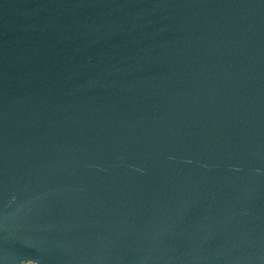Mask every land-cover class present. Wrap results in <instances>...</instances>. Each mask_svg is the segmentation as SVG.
Listing matches in <instances>:
<instances>
[{
  "label": "water",
  "instance_id": "95a60500",
  "mask_svg": "<svg viewBox=\"0 0 264 264\" xmlns=\"http://www.w3.org/2000/svg\"><path fill=\"white\" fill-rule=\"evenodd\" d=\"M0 264H264V0H0Z\"/></svg>",
  "mask_w": 264,
  "mask_h": 264
}]
</instances>
